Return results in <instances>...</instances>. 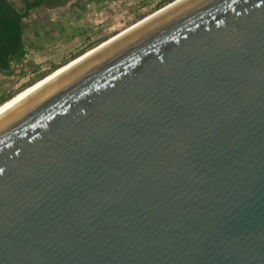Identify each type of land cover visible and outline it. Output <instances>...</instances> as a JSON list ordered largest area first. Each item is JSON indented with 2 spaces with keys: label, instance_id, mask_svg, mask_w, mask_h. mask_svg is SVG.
I'll list each match as a JSON object with an SVG mask.
<instances>
[{
  "label": "water",
  "instance_id": "95a60500",
  "mask_svg": "<svg viewBox=\"0 0 264 264\" xmlns=\"http://www.w3.org/2000/svg\"><path fill=\"white\" fill-rule=\"evenodd\" d=\"M0 264H264V0H184L2 112Z\"/></svg>",
  "mask_w": 264,
  "mask_h": 264
},
{
  "label": "rangeland",
  "instance_id": "374dc122",
  "mask_svg": "<svg viewBox=\"0 0 264 264\" xmlns=\"http://www.w3.org/2000/svg\"><path fill=\"white\" fill-rule=\"evenodd\" d=\"M14 1L22 6L24 0ZM161 1L164 0H83L82 5H86V10L81 11L79 7L71 8L75 3L73 0L62 7L46 8L40 15L63 23L67 27L65 33L60 35L58 29L50 27L54 39L51 37L42 46L35 42L36 47L29 49L23 64L25 76L0 75V97L21 89L37 74L65 63L90 43L101 38H112L126 30L128 26L140 22L154 13L155 7ZM33 18L34 15H31L29 21ZM69 24H72L74 29L79 28L80 35L71 38L73 29H68Z\"/></svg>",
  "mask_w": 264,
  "mask_h": 264
},
{
  "label": "trees",
  "instance_id": "16d2710c",
  "mask_svg": "<svg viewBox=\"0 0 264 264\" xmlns=\"http://www.w3.org/2000/svg\"><path fill=\"white\" fill-rule=\"evenodd\" d=\"M71 1L73 0H24L23 5L19 6L14 0H0L1 76L13 77L19 74L21 76H25L23 64L29 49L36 47L35 42H39L40 46L48 42L52 37L50 27L53 29H58L60 35L65 33L67 29V27L59 21H53L47 17H42L40 12L44 11L46 8L62 7ZM82 1L83 0H75V3L71 5V8L75 9L79 7L81 11H85L86 5H82ZM174 1L176 0L161 1L157 4L153 12L155 13ZM31 15H34V18L32 21H29ZM68 29H73L72 34L70 35L71 38L80 35V29H74L72 24L68 25ZM52 39H54V37H52ZM109 39L110 38H101L93 43H90L86 48L72 55L65 63L55 65L47 72L37 74L35 78H33L29 83L25 84L21 89H18L7 96H1L0 106L18 95L20 92L35 85L60 68L64 67L73 60L79 58Z\"/></svg>",
  "mask_w": 264,
  "mask_h": 264
},
{
  "label": "bare ground",
  "instance_id": "6f19581e",
  "mask_svg": "<svg viewBox=\"0 0 264 264\" xmlns=\"http://www.w3.org/2000/svg\"><path fill=\"white\" fill-rule=\"evenodd\" d=\"M182 1H184V0H180V1L176 2L175 4H173V5L169 6V7H167L166 9H164V10H162L161 12L157 13L156 15L151 16L150 18H148V19H146V20H143L142 22H140V23H138V24H136V25H135V24L132 25V27H131L129 30H127L126 32L122 33L121 35L117 36L116 38H113V39L110 40L109 42H107V43L103 44L101 47H99V48H97V49L91 51V52L88 53L87 55H85V56H83L82 58L76 60L75 62L70 63L69 65H65L64 67H62V68H60L58 71H56V73L54 72V73H53L54 75H52V74L49 75L50 77L47 78L46 80H44V81L41 80L40 82L36 83L35 85H33V86L27 88L26 90L20 92L18 95H16L15 97H13L12 99H10L9 101H7L6 103H4L3 105L0 106V114H1L2 112H4L7 108H9L12 104H14L16 101H18L19 99H21L22 97H24V96L27 95L28 93L32 92L33 90L39 88L40 86H42V85L45 84L46 82L50 81L51 79H53L54 77H56V76L59 75L60 73L64 72L65 70H67V69L70 68L71 66H73V65H75L76 63L82 61V60H83L84 58H86L88 55H90V54L96 52L97 50L101 49L102 47L106 46L107 44H109V43L113 42L114 40L120 38L121 36L127 34L128 32L132 31L133 29H135V28L141 26L142 24H144V23H146L147 21L153 19L154 17H156V16H158L159 14L165 12L166 10H168V9H170V8H172V7H174L175 5H177L178 3L182 2ZM88 52H89V51H88Z\"/></svg>",
  "mask_w": 264,
  "mask_h": 264
}]
</instances>
